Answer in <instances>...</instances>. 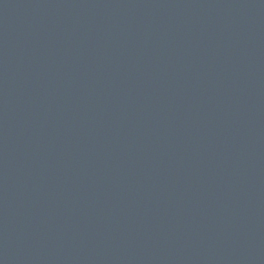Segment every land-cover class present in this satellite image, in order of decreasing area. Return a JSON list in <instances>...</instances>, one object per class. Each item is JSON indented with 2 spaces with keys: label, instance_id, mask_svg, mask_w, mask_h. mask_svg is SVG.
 <instances>
[{
  "label": "water",
  "instance_id": "95a60500",
  "mask_svg": "<svg viewBox=\"0 0 264 264\" xmlns=\"http://www.w3.org/2000/svg\"><path fill=\"white\" fill-rule=\"evenodd\" d=\"M0 264H264V0H0Z\"/></svg>",
  "mask_w": 264,
  "mask_h": 264
}]
</instances>
